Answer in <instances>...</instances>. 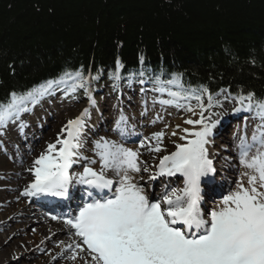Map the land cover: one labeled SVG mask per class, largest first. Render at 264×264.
Instances as JSON below:
<instances>
[{"label": "snow or ice", "instance_id": "obj_1", "mask_svg": "<svg viewBox=\"0 0 264 264\" xmlns=\"http://www.w3.org/2000/svg\"><path fill=\"white\" fill-rule=\"evenodd\" d=\"M121 67L117 61V71L111 74L115 82L121 79ZM139 74L144 76L143 71ZM94 79L98 77L90 74L86 77L82 69L64 71L58 78L26 93L12 92L6 103L0 102V129L16 123L24 113L32 112L42 99L58 90L67 97L83 89L90 105L95 107L96 100L89 91L90 81ZM151 82L153 90L161 96L154 102L198 116L184 121L192 126L182 128L184 135L179 139L184 142L177 143L175 151L163 156L158 172L150 177L155 180L157 176L180 174L185 178L183 189H166L159 199L150 200L144 187L133 182L134 178L129 175L142 170L140 152L104 138L94 142L101 168L97 171L91 167L96 160H90L80 151L85 143L82 137L86 117L91 114L85 108L80 116L63 126L55 143L48 144L34 161L30 169L34 180L24 195L66 197L74 181L99 191H113L114 184L117 185L112 197L92 198L79 208L78 215L65 221L86 246L93 264H264V98L256 99L254 93L242 92L234 97L240 106L233 111L251 112L261 124L253 133L252 144L247 143L246 136L240 144V163L250 170L242 174L247 177V186L242 178L234 191L222 197L219 209L208 213L209 220L201 210V181L215 175L207 145L219 120L213 123L205 113L223 105L214 103L213 95L206 88H185L181 74H173L168 80L154 75ZM116 86L114 83L113 87ZM164 95L168 98L164 99ZM192 100L196 101V107ZM127 121V115L121 112L116 122L121 135ZM26 126L21 121V130ZM164 135V132L154 134L156 144L149 151H163ZM141 147H145L143 141ZM253 147L256 151L250 156ZM79 160L87 161V165L73 175L71 170ZM106 170L114 171L118 180L108 178ZM88 195L92 197V192ZM75 258L73 255L72 259Z\"/></svg>", "mask_w": 264, "mask_h": 264}, {"label": "trees", "instance_id": "obj_2", "mask_svg": "<svg viewBox=\"0 0 264 264\" xmlns=\"http://www.w3.org/2000/svg\"><path fill=\"white\" fill-rule=\"evenodd\" d=\"M264 98V0H0V102L64 71ZM153 84V83H152Z\"/></svg>", "mask_w": 264, "mask_h": 264}, {"label": "bare ground", "instance_id": "obj_3", "mask_svg": "<svg viewBox=\"0 0 264 264\" xmlns=\"http://www.w3.org/2000/svg\"><path fill=\"white\" fill-rule=\"evenodd\" d=\"M224 92L228 95L226 91ZM224 104L229 105L227 102ZM78 108L83 110L81 106L76 107V109ZM207 115L208 117H211L212 120V114L209 115L207 113ZM68 116L69 114L67 112H61L54 116H49L47 122L36 131L35 137L28 138L26 140L21 139L18 141V144H14V141L0 143V153L10 156V159L7 157L0 158V264H11V260L12 262L23 261L25 257L23 254L25 253V255H28V252L26 251H28L31 247L39 243L45 244L46 236L49 233L46 230L47 228H56L58 230L62 229L64 223L62 220L63 215L55 216L51 211L55 204L49 202L48 199L44 197H39L41 198L40 204H42L40 205L38 202L34 201L31 196L22 198L21 194L26 191L27 186L31 185V181L34 178L32 176L33 173L30 171V169L33 167L34 161L40 156L42 152L46 150L48 144L55 143L57 137L61 135L63 126L68 122ZM86 119H88V117H86ZM98 120L99 116H96L95 114L92 118L91 124L86 123V129L91 130V133L94 135V137H97L99 133H104V130V139L120 144V137H118V135L114 137V134H119V132L109 128L107 119L102 120L99 124H97L96 122ZM235 122L236 121H233L232 124ZM183 124H185L184 121L181 123L180 128L183 127ZM230 125L231 123L229 120L226 122L217 123L216 127L213 129L212 136L209 137V140L212 137L214 138L212 146L209 145L207 148L209 158L213 161V166L216 171L214 177L208 179V183L210 184L203 186L205 190L201 198V209L204 210V212L206 210L207 199L215 196L222 198L224 195L232 191V186L237 185L234 175H227L230 173H235L238 166L242 167L246 171H250L240 163V147L236 146L234 143L236 140V135L229 136L225 132L227 129H229ZM33 127H35V125H33ZM153 137L154 136L152 132H149V139L143 140L145 147H141V141L128 146V148H132L133 150L140 152L139 161L142 169L139 173L130 172L129 175L134 178L133 182L144 187L145 193L149 196L150 200L153 198L157 199L160 194L165 192L166 189L171 187V185H174L179 175L157 176V179L154 183H150V180L147 182L144 181L146 171L143 169L145 167L148 170L152 168L153 175L158 172V168L152 166V162L155 160L158 153L149 151V147L156 143V140ZM82 140L85 141L83 147L81 148L82 150L86 149L87 145L91 142L93 143V140L85 135H83ZM219 141H221V144H228V150H230L236 156L234 158H226L228 157L227 154H223L219 151L213 152V148H219L217 145L219 144ZM175 145L176 144L174 142L168 145L167 140L163 138V151L159 153H164L168 147L170 149L167 152L170 154L171 152L175 151ZM227 147L222 149L227 150ZM7 149L11 151L10 154L7 152ZM91 154H93V159L91 158L90 160H96V163L90 166L99 171L101 168V162L98 155L96 154V150L93 153L91 152L90 156ZM86 165L87 161L79 160L73 166L82 170ZM106 175L110 179H117V175L114 171L106 170ZM78 185L79 184L74 181V183L69 187L67 203H70L75 207V210L70 209L68 211L69 216L77 215L78 210L81 207L79 204V198L85 197V195L79 191ZM148 185L149 187L147 188ZM116 186L117 185L114 184L113 190ZM160 187L162 188L160 189L159 194H157L156 192ZM112 192L113 191L108 190L104 196H98L97 193H93V196H95L97 199L110 198L113 196ZM36 206L40 211L35 209ZM59 212H63V210H59ZM54 216L57 218L53 219ZM31 222H35L37 224L39 223L36 226L37 231L35 233L26 232V230L29 228V223ZM41 232L42 234H40ZM55 235L56 234L50 236L49 241H57L58 238L57 235ZM64 240L69 243L68 244L65 242V244L68 246L72 245L73 247L75 245L71 244L72 240L70 236H66ZM42 250L45 249H39V251ZM78 250H76V255H78L75 259H72V255L66 252L59 253L57 255V257H59L58 259H62L59 264H93L92 257L89 254L87 248H85L83 245H80L81 252ZM48 252L50 255L51 249H49ZM46 256L48 257V255ZM2 259H5L6 261L4 262ZM51 260L52 258L50 260H41L37 264H49ZM21 264L27 263L22 262Z\"/></svg>", "mask_w": 264, "mask_h": 264}, {"label": "rangeland", "instance_id": "obj_4", "mask_svg": "<svg viewBox=\"0 0 264 264\" xmlns=\"http://www.w3.org/2000/svg\"><path fill=\"white\" fill-rule=\"evenodd\" d=\"M123 90H125V94L126 96H129V99H131L133 102L132 103H127L126 105H121V99H120V92H113L114 97H112L108 92L107 96L103 97L102 95H99L98 97H94L92 94V96L95 98L96 100V106L98 109H104L107 108L108 109V113L103 114L102 117H109V124L110 126H114L117 122V120L120 118L121 112L124 113V110H127L126 113L128 116L132 117L133 120L129 125V131L128 133H126V135H123L125 140L124 142L126 144H132V142H135V137L138 136V129L143 128L141 130V134H143V136L146 134V129H150L152 130V133H157V132H164L165 135L163 138H165L167 140V144L170 145L173 142L175 144L177 143H181L182 141L179 139L180 136L184 135V133L181 131L182 127H177V125H181L183 120L186 119H197L198 116L197 115H193L192 113H189L187 111H185L184 109H178L176 107H171V106H162L161 104H159L158 102H154V101H158L161 96L160 93L158 92H153V93H149L148 90H146L144 92L143 95H140V97H138L137 94H131V91H128L125 87L123 88ZM138 91V90H137ZM225 90H220L218 93L214 94V103L219 102V104H222V107H214L209 109L206 113L205 116L208 117L207 113L210 115L212 114V120L211 122H216L217 120H221L225 121V120H229V122H232L233 118H237L238 122L236 123V129H232L234 132H236L235 134L238 135V137L241 139L242 137H244L243 133L245 131V126L247 124H252V122L254 121L252 118H250V120L248 122L245 121L246 118H244V120H240L241 118H239L238 116H240L243 111L241 112H235L233 111L234 109L238 108L240 105L237 102L236 99H234L229 93L228 95L224 92ZM82 92H84L82 94ZM82 96H79L78 98H76L75 100H79L77 103H74L73 101H75L74 99H72L71 97H59L57 100H55L56 102H54L52 110L49 111H43L40 114H43L42 117L40 115L36 116V117H41L38 118L37 120H34V122H36V127H32L30 128V124L33 121L34 118H26L25 116H21L20 120L16 121V123L14 124H9L8 127L6 129H0V143L2 142H6V140L8 142L10 141H14V144H18V141H20L21 139H28V138H33L36 135V131L39 130L46 122L49 116H54L56 114H59L61 112H67L69 114L68 116V121L71 119H75L76 117L80 116L81 113L83 112V110L87 107H90V111L93 112L90 114L91 117L94 116V110L95 107H92L89 103V99L88 96L85 95V91L82 89ZM228 92V91H227ZM112 93V92H111ZM137 98V99H134ZM164 99H167V95L163 96ZM227 102L229 105H225L224 103ZM74 103V104H73ZM86 103V106H84L85 108L82 110L81 113H78L79 111H81V109H76V107H79L81 105H84ZM204 103L205 105L207 104V96L204 98ZM196 107V103H194ZM197 113L199 112V109H196ZM106 112V111H104ZM71 113V114H70ZM143 113V114H142ZM219 114V115H216ZM141 117L139 119V123L141 122H145V124L147 125V127L145 126H141L139 127L138 125V118ZM159 117V119L157 118ZM21 121L26 122L27 126L24 127L22 130L19 127ZM166 121V122H164ZM255 122V121H254ZM29 125V126H28ZM184 125V124H183ZM182 125V126H183ZM232 126V125H231ZM229 126V128L231 127ZM191 128L192 126L190 125H186L184 126ZM28 128V129H27ZM229 130V129H227ZM25 131V135H22V132ZM145 131V132H144ZM175 132L176 135L173 136L172 133ZM88 134V133H87ZM21 135V137L19 136ZM95 141H97L95 139ZM156 144V143H155ZM153 144V146L155 145ZM222 147V146H221ZM91 151L94 149V146L90 147ZM170 148L167 147V149L165 150L164 153H158L156 156V159L154 160V164L156 163V161L159 159V157H161L162 155H167V151ZM256 149H252V152L250 153V155L255 154ZM7 152L10 154L11 151L9 149H7ZM85 154V153H83ZM233 157V154H230ZM1 157H7L10 159V156H7V154H1L0 153V158ZM12 160V159H11ZM16 160V158H15ZM73 172L76 174L78 172H82V171H78L77 169H73ZM235 175V174H234ZM239 177H240V172H238L237 176L235 177V181H239ZM244 180L245 186H247V177L246 176H242L241 178ZM34 179H32L31 183L33 182ZM236 189V187H235ZM22 197L24 198L25 196L22 195ZM212 204L209 205L210 211L211 210H218L219 208H216L215 204H213V202H211ZM216 204H218V200H216ZM36 210L40 211L38 208H35ZM209 211V213H210ZM29 212V211H28ZM208 214V213H207ZM210 217V215L208 216ZM207 219V218H206ZM67 219H65L66 221ZM63 223L62 229L58 230L56 228H47L46 230L49 232L46 236V241L45 244H37L33 247H31L28 251V255H25V253L23 254L25 257L23 259V261L21 262H17L14 261L12 262V260L10 261L11 264H21L22 262H25L27 264H37L39 261L41 260H50L52 258V260L49 262V264H59L62 259H58L59 257H57V255L59 253H63L66 252L68 254H71L72 256L75 255V257L78 255H76V250H78L79 252H81L80 247L76 248V244H80L83 245L82 242L80 241L79 237H76L74 235V229H71L69 227V225H67L66 223ZM39 224V223H38ZM35 222H31L29 223V228L26 230L27 233H32V232H36V226L38 225ZM42 234V232L40 233ZM56 234L57 235V241H49V237ZM55 235V236H56ZM66 236H70L72 243L71 244H75L73 247L68 248V245L65 244V240L64 238ZM16 237V236H13ZM49 241V242H48ZM68 243V242H66ZM69 244V243H68ZM86 247V246H85ZM39 249H45L42 251H39ZM51 249V253L49 255L48 250ZM48 255V257L46 256ZM63 257V256H62ZM4 262L6 261L5 259H2ZM72 260V259H71Z\"/></svg>", "mask_w": 264, "mask_h": 264}]
</instances>
